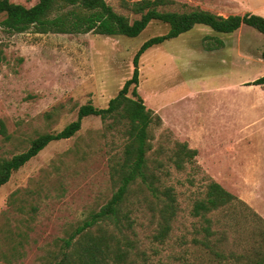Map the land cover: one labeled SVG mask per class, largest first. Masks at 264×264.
<instances>
[{
  "label": "rangeland",
  "instance_id": "1",
  "mask_svg": "<svg viewBox=\"0 0 264 264\" xmlns=\"http://www.w3.org/2000/svg\"><path fill=\"white\" fill-rule=\"evenodd\" d=\"M11 1L26 7L38 2ZM106 1L118 13L137 18L120 0ZM175 1L168 10L219 9L227 16L264 17V0L230 5L227 0ZM4 19L0 16V130L3 123L9 138L0 131V159L26 151L42 134L60 132L85 104L107 108L132 77L141 45L169 31L155 21L136 38L32 31L12 35L1 26ZM206 46L220 50L209 52ZM139 68V93L164 122L154 132L151 159L164 164L160 173L175 188L180 210L169 237L160 243L154 240V213L147 204L134 207L130 261L219 264L198 243L206 239L207 225L216 232L211 242L227 256L221 264L263 258L264 223L250 209L240 204L222 208L207 215L210 224L192 210L206 196L210 176L205 167H210L218 176L229 175L236 191H253V202L264 211V86L247 85L264 76V34L247 25L230 34L197 25L150 48ZM177 142L200 150L205 167L176 169L171 158ZM124 145L119 133L108 132L100 117L90 116L75 137L52 142L15 172L0 187V264H44L59 240L111 199L117 187L110 166Z\"/></svg>",
  "mask_w": 264,
  "mask_h": 264
},
{
  "label": "trees",
  "instance_id": "2",
  "mask_svg": "<svg viewBox=\"0 0 264 264\" xmlns=\"http://www.w3.org/2000/svg\"><path fill=\"white\" fill-rule=\"evenodd\" d=\"M122 6L131 11L136 19L118 13L106 0H38L32 7L0 0V16H5L1 26L8 34L32 31L37 34H95L101 36H126L136 38L155 21L169 26L166 34L145 41L133 59V74L118 95L110 100L107 108H98L92 103L80 107L78 117L57 133H45L31 142L30 147L11 158L0 159V187L6 185L12 175L37 157L52 142L68 140L82 129L83 120L90 116L100 117L108 132L119 133L125 140L120 156L112 158L111 178L115 193L99 210L92 212L68 237L59 240L58 249L46 256L44 264H133L130 261L135 240L129 232L134 230L132 215L135 206L147 204L157 218L154 240L164 243L169 237L173 222L180 207L173 186L165 184L160 171L164 164L151 159L155 139L154 132L164 125L162 117L148 109L139 93L140 59L150 48L178 38L197 25H206L218 33H234L243 25L255 28L264 34V17L252 13L224 17L201 8L186 12L170 11L177 5L175 0H120ZM212 39L210 37L207 38ZM221 44V42H219ZM206 48L211 49L210 46ZM1 60V57H0ZM264 86V76L248 83ZM131 93V96H129ZM1 133L9 138L2 123ZM198 150L187 143H176L172 164L178 170L186 164L198 165ZM169 175V174H168ZM240 204L264 219L245 202L229 192L221 184L209 180L206 196L197 200L192 214L212 223L208 214L222 208ZM206 239L201 243L215 256L218 263L227 259L218 244L211 242L216 232L205 226ZM225 236V234H224ZM148 264V263H145ZM182 264H192L184 262ZM236 264H264L263 258L247 259Z\"/></svg>",
  "mask_w": 264,
  "mask_h": 264
},
{
  "label": "crops",
  "instance_id": "3",
  "mask_svg": "<svg viewBox=\"0 0 264 264\" xmlns=\"http://www.w3.org/2000/svg\"><path fill=\"white\" fill-rule=\"evenodd\" d=\"M227 1H228L229 5L230 4H238L239 3V0H227ZM212 12L215 13V14L221 15V16L223 15L224 17H228L227 15H224V12L219 11V9L218 10H213ZM213 37L214 36L210 37V38H212L211 40H214ZM206 41H208V39H206ZM217 41H219V40H217ZM217 50H220V49H217V48L208 49L207 48V51H209V52H214V51H217ZM193 149H197V148H193ZM200 156H201V153H200V150H198V155L196 157V160H197L198 164L203 165L202 162H201ZM205 169H206L208 175L210 176V178H212L214 181H216L219 184H221L225 189L230 190L229 192H231L232 194H234L238 198H240L243 202L246 203V205H248L252 210H254L260 217H262L264 219V211H261L257 207V205L253 202L254 200H252V198H251V197H253V195H252L253 191H251L250 193H246V194L240 193V192L236 191V190H238V188L235 186V183H234L235 181L231 180L229 175L228 176H224V175L218 176V174L213 169H211L210 167H205Z\"/></svg>",
  "mask_w": 264,
  "mask_h": 264
}]
</instances>
